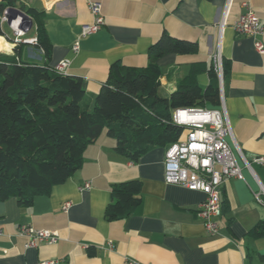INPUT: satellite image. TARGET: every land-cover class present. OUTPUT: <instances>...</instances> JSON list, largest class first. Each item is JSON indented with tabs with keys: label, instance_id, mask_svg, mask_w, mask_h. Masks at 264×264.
Listing matches in <instances>:
<instances>
[{
	"label": "crops",
	"instance_id": "obj_1",
	"mask_svg": "<svg viewBox=\"0 0 264 264\" xmlns=\"http://www.w3.org/2000/svg\"><path fill=\"white\" fill-rule=\"evenodd\" d=\"M89 1L17 3L44 13L53 45L49 64L55 67L70 61L64 73L83 78L85 100L91 108L111 65L119 61L129 67L147 66L149 48L164 32L195 41L199 47L197 53H169L158 59L162 70L159 92L164 96L177 88L195 63L205 65L197 78L206 87L213 54L220 51L223 70L224 63L228 68L222 87L232 128L227 140L243 177H232L221 185L219 231L211 234L197 215L206 194L165 182L168 148H156L133 162L115 150V139L104 131L85 149L82 167L55 185L50 194L36 197L25 208L16 197L0 200V264H41L52 259L58 264H125L128 259L136 264H264V234H250L264 222V193L261 201L255 195L260 191L258 179L264 184V165L253 161L264 155V54L254 44L255 38L264 40V36L239 34L235 29L246 9L245 1L264 25V0H92L102 3L105 24L79 39L82 26L94 19ZM31 28L32 36L36 35L34 21ZM27 46L38 53L28 51L29 59L22 58L44 63L43 50ZM131 179L142 183L141 203L128 217L108 220L105 211L112 200V185ZM87 182L90 188L79 190ZM67 201L72 205L65 209ZM25 223L57 230L58 241L27 247V237L19 233ZM109 241L114 243L112 250L107 248Z\"/></svg>",
	"mask_w": 264,
	"mask_h": 264
},
{
	"label": "trees",
	"instance_id": "obj_2",
	"mask_svg": "<svg viewBox=\"0 0 264 264\" xmlns=\"http://www.w3.org/2000/svg\"><path fill=\"white\" fill-rule=\"evenodd\" d=\"M17 7L32 17L36 42L44 63L22 58L26 42L14 51L0 52V200L16 197L22 208L36 197L48 195L64 183L84 162V151L104 131L116 141L115 150L133 162L148 152L169 148L187 129L174 122L177 109L221 105L220 79L214 65L206 87L198 82L205 65L195 63L168 96L160 94L162 70L158 59L169 53L193 54L195 41L167 32L149 48V64L129 67L117 61L96 94L91 108L85 100L82 77L58 71L49 64L53 45L45 28L44 13L26 8L17 0L0 2V12ZM3 28L0 24V40ZM224 63V78L227 72ZM108 220L126 218L142 201V183L131 179L114 183ZM258 223L250 234H264ZM90 253H93L90 250Z\"/></svg>",
	"mask_w": 264,
	"mask_h": 264
},
{
	"label": "built area",
	"instance_id": "obj_3",
	"mask_svg": "<svg viewBox=\"0 0 264 264\" xmlns=\"http://www.w3.org/2000/svg\"><path fill=\"white\" fill-rule=\"evenodd\" d=\"M245 11L235 22L236 32L254 37L264 36V25L253 6L243 2ZM11 7H6L0 16V24L3 27L8 23L15 33L11 38L4 35L7 41H12L13 48L23 41L21 36L28 31V23L18 15L9 23L8 15ZM89 8L93 15V21L82 26L79 39L94 34L102 29L105 24L103 5L100 1H89ZM20 19V22H18ZM24 29V30H23ZM36 37L25 42L35 43ZM255 48L260 54H264V40L255 38ZM79 48V42L75 43L74 49ZM9 52V51H6ZM69 60H63L55 68L65 72ZM213 64L220 79L221 105L217 107H191L177 109L174 112V122L187 129L185 136L173 143L166 151L165 173L166 183L178 184L190 190L202 191L206 198L197 210L198 217L203 221L209 233L215 234L219 231L218 218L222 214L221 185L232 177L242 178V166L237 155L227 140L232 135L231 124L227 118L223 99V59L220 51L213 54ZM199 116V117H197ZM253 161L264 165V155L253 158ZM245 164L251 167V162L245 158ZM260 191L255 195L260 200V194L264 193V184L258 179ZM90 182L79 186V190L90 188ZM261 201V200H260ZM72 203L67 201L64 208L68 209ZM19 233L27 237V247H37L39 243H56L59 238L57 230L37 228L31 224H21ZM107 248L114 249L113 241H109ZM58 260H45L41 264H58ZM134 259H128L125 264H136Z\"/></svg>",
	"mask_w": 264,
	"mask_h": 264
},
{
	"label": "rangeland",
	"instance_id": "obj_4",
	"mask_svg": "<svg viewBox=\"0 0 264 264\" xmlns=\"http://www.w3.org/2000/svg\"><path fill=\"white\" fill-rule=\"evenodd\" d=\"M3 30H4V32H5V34L7 36H9V37L11 36V38L15 37V33L13 32V30L11 29V27H10V25L8 23H6V24L3 25ZM24 31H25V35L24 36H21V38H22L23 41H20V43H23V42L27 41L28 39H31L34 36H36V35H33L32 36V33H33V29L32 28H30L28 31H26V30H24ZM10 42H12V41H10ZM26 44L27 45H31L32 43L26 42ZM32 45H34V44H32ZM12 50L14 51V48ZM28 51H32L33 54L38 53V51L36 49L30 48V47L28 48V46H24L23 55H22L24 58L29 59ZM0 52H4V51H0ZM10 53H12V52L10 51ZM31 58L32 59L35 58V60H40L39 57H37V55H35L34 58L31 56Z\"/></svg>",
	"mask_w": 264,
	"mask_h": 264
},
{
	"label": "water",
	"instance_id": "obj_5",
	"mask_svg": "<svg viewBox=\"0 0 264 264\" xmlns=\"http://www.w3.org/2000/svg\"><path fill=\"white\" fill-rule=\"evenodd\" d=\"M11 13L8 15L9 18V23L12 22L14 18H16L18 15L21 16V18L25 19L28 23V28L30 29L33 25V19L30 17L28 13L25 11L21 10L20 8L17 7H11L10 8Z\"/></svg>",
	"mask_w": 264,
	"mask_h": 264
},
{
	"label": "bare ground",
	"instance_id": "obj_6",
	"mask_svg": "<svg viewBox=\"0 0 264 264\" xmlns=\"http://www.w3.org/2000/svg\"><path fill=\"white\" fill-rule=\"evenodd\" d=\"M18 22H20V19H18ZM5 40H0V51H9L10 52L12 44H11V42L6 40L10 44L9 45ZM197 117H199V116H197Z\"/></svg>",
	"mask_w": 264,
	"mask_h": 264
}]
</instances>
